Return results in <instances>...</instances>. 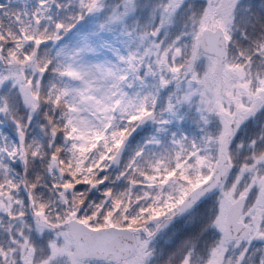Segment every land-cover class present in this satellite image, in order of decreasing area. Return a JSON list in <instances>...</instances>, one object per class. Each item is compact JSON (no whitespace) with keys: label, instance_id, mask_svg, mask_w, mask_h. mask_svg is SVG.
<instances>
[{"label":"snow or ice","instance_id":"obj_1","mask_svg":"<svg viewBox=\"0 0 264 264\" xmlns=\"http://www.w3.org/2000/svg\"><path fill=\"white\" fill-rule=\"evenodd\" d=\"M0 264H264V0H0Z\"/></svg>","mask_w":264,"mask_h":264},{"label":"trees","instance_id":"obj_2","mask_svg":"<svg viewBox=\"0 0 264 264\" xmlns=\"http://www.w3.org/2000/svg\"><path fill=\"white\" fill-rule=\"evenodd\" d=\"M251 2L256 5V7L260 6L261 0H251Z\"/></svg>","mask_w":264,"mask_h":264}]
</instances>
